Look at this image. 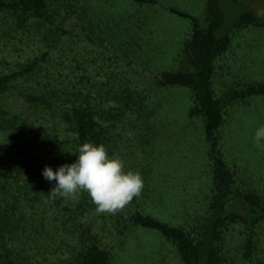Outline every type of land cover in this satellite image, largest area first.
<instances>
[{
    "label": "trees",
    "instance_id": "obj_1",
    "mask_svg": "<svg viewBox=\"0 0 264 264\" xmlns=\"http://www.w3.org/2000/svg\"><path fill=\"white\" fill-rule=\"evenodd\" d=\"M119 2L126 5L125 9ZM224 4L225 0H207L203 24L191 13L164 7L170 17L189 20L191 31L181 46V68L163 69L155 79L159 90L189 91L203 118L205 151L200 156L203 169L198 170L202 182L197 181L195 186L205 214L197 217L194 225L183 223L177 216L166 220L143 208L134 210L128 218L135 227L155 231L171 242L184 264H235L232 251L226 247L230 236H237L234 244L241 257L252 262L264 230V191L249 181L247 171L232 164L223 142L230 108L251 98H264V83L231 87L221 95L215 86L218 63L233 48L236 36L250 29L264 30V15L247 9L242 0ZM227 4L236 12L234 17L225 10ZM116 6L117 12L112 9ZM145 7L155 9L159 1L0 0V50L5 52L0 57V172L15 167L14 177L26 176L23 186L0 181V246L4 237L26 246L39 242L40 236H52L54 253H71L67 262L52 264H116L111 253L93 243L90 236L81 237L78 248H69L66 240L73 234L69 225L96 216V207L86 192L74 205L69 199H50L53 185L43 178L42 171L45 166L55 171L73 163L78 146L85 142L103 144L110 156L120 155L118 137L122 135L115 132L126 114L137 112L138 119L143 120L160 110L161 102L155 96L149 97L150 105L142 104L145 91L136 85L135 73L128 78L102 70L79 41H98L105 48L102 54L113 51L116 57L118 52L121 55L117 58H125L128 68L134 66L129 53L141 58L143 45L152 51L154 26L160 23L152 13L137 17L139 9ZM98 9L103 12L98 13ZM66 21H72L73 26L66 27ZM13 101L26 103L35 117L33 121L25 113L11 112ZM43 121L50 127L43 128ZM61 131L67 133V139L63 140ZM203 176L208 177L207 183ZM142 195L128 204L138 208ZM124 208L100 213L99 218L108 216L117 227L125 221ZM2 247L0 264H35L36 255L19 253L15 259V250Z\"/></svg>",
    "mask_w": 264,
    "mask_h": 264
},
{
    "label": "rangeland",
    "instance_id": "obj_2",
    "mask_svg": "<svg viewBox=\"0 0 264 264\" xmlns=\"http://www.w3.org/2000/svg\"><path fill=\"white\" fill-rule=\"evenodd\" d=\"M158 1L159 7L155 9L152 7L139 9L142 15L137 16L138 18L149 17L147 15L152 13V17L160 20V23H158L159 26H154L155 37L152 42V51L148 45H143L140 50L141 58L136 59L132 56L136 54L129 53V61L133 63L132 65L135 61V65L130 68L127 67L125 58L122 56L117 58L121 55L120 53L115 52L116 57L113 51L102 54L105 48L98 41L90 42L79 39L84 51L90 58L99 61V65L103 67L102 70L109 69V72L114 71L128 78L135 73L136 85L142 86L145 91L142 93L145 96H142V104L150 105L152 98L149 99V97L154 96L161 102L160 112H155L151 118L145 117L140 120L137 112H128L115 132L119 136L122 135L118 137V145L121 146L118 157L124 161L125 170L139 171L144 182L142 190L146 189L150 195L144 194L145 191L141 192L143 195L140 196L138 208L126 204L123 210L125 221L117 227L108 216L106 219L99 218V212L96 216L83 219L82 224L76 221L68 227L73 232L66 240L70 249L73 250L80 246L81 237L87 239L90 236L93 243H98L101 248L111 253L116 264H184L176 247L162 238L159 233L137 228L129 223V215L134 210L143 208L145 212L152 211L166 220L177 216L188 225H194L197 217L202 218L205 214V206L196 196L198 189L195 186L197 181L202 182L198 176V170L203 169L200 156L202 151L203 153L205 151L203 118L199 115L189 91L176 88L159 90L155 79L163 69L181 68L179 62L181 46L191 31L189 20L178 16L170 17L164 7H173L191 13L203 24L207 0ZM228 1L225 0V4ZM242 1L247 9H253L259 15H264V0ZM119 4L125 9V4L122 2ZM228 4L225 10L229 17H234L236 12L230 11L232 6ZM112 9H117L116 12L119 10L117 6ZM102 12L103 10L100 9L98 13ZM71 24L72 21L65 22L68 28ZM79 32L85 35L83 31ZM64 41L68 40L65 38ZM4 55L5 52L0 50V57L3 58ZM258 82L264 83V30L250 29L236 36L233 48H230L227 56L219 61L215 86L217 94L221 95L231 87L244 88L245 85ZM10 110L14 113H25L32 121L35 118L23 101H13ZM229 112V119L224 126V147L230 154L232 164L240 171H247L251 175L249 181L254 182L258 189L264 191V149H258L252 139L256 128L264 124V98H251V101L247 103L231 107ZM128 123L131 125L128 126ZM49 127L50 125L44 122L43 128ZM135 128H137L136 131H134ZM65 134L67 133L60 132L63 140L67 139ZM4 171L0 172L2 183H10L12 186L15 182H19L20 186L25 184V175L14 177L17 175L15 167L13 170ZM203 178L204 183H207L208 177L203 176ZM160 186L161 189L156 190ZM80 194H77L75 198H70L69 203L74 205ZM36 206L38 208L39 203ZM49 212L53 213L51 207ZM93 220V223H89ZM88 224H92L90 232H87ZM50 237L40 236L39 242H29L26 246L11 242L4 237L2 246L15 250V259L20 257L19 253L36 255L33 258L35 264L38 262L44 264L67 262L71 253L68 251L63 254L54 253L53 249L56 245ZM236 238L237 236H230L226 245L233 253V256H230L234 262L236 261L235 264H264V230L259 235V252L252 262H246L241 257L240 249L234 244ZM40 245L48 247L49 251L42 247L39 249ZM2 246H0V255L4 254L5 248ZM4 260L7 259L4 258Z\"/></svg>",
    "mask_w": 264,
    "mask_h": 264
},
{
    "label": "clouds",
    "instance_id": "obj_3",
    "mask_svg": "<svg viewBox=\"0 0 264 264\" xmlns=\"http://www.w3.org/2000/svg\"><path fill=\"white\" fill-rule=\"evenodd\" d=\"M258 149H264V124L252 137ZM73 163H65L55 171L45 166L42 176L53 186L48 194L52 200L75 198L86 192L99 213H115L138 197L144 186L139 171L125 170L124 161L110 156L103 144L85 142L79 145Z\"/></svg>",
    "mask_w": 264,
    "mask_h": 264
}]
</instances>
